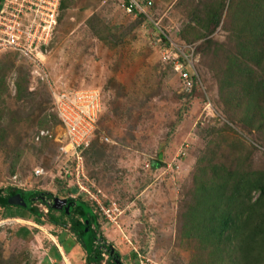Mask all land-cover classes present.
Here are the masks:
<instances>
[{
    "label": "rangeland",
    "instance_id": "374dc122",
    "mask_svg": "<svg viewBox=\"0 0 264 264\" xmlns=\"http://www.w3.org/2000/svg\"><path fill=\"white\" fill-rule=\"evenodd\" d=\"M140 1L151 2L143 19L125 12L118 0H63L44 54L49 85L20 54H0V188L56 197L71 192V198L92 205L100 233L122 264H196V242L183 232L198 168L211 159L264 170V122L258 126L250 98L240 103L242 94L237 97L222 74L227 53L250 39L232 21L237 13L236 26L243 22L246 5L244 0ZM219 2L220 22L214 26L210 15ZM159 29L180 49L178 32L181 39H195V90L187 91L172 69L173 54L164 48ZM254 70L264 84V63ZM55 87H89L102 94L97 135L82 153L80 182L91 193L100 191L104 211L61 171L64 160L53 137L62 138L64 129L53 111L50 88ZM205 94L219 117L200 123ZM41 129L52 138L36 140ZM36 168L42 175H34ZM34 206L41 212L39 203ZM21 215L20 208H0V264H85L79 244L67 241L68 250L62 247L63 240H73L68 231L45 219H16Z\"/></svg>",
    "mask_w": 264,
    "mask_h": 264
},
{
    "label": "trees",
    "instance_id": "16d2710c",
    "mask_svg": "<svg viewBox=\"0 0 264 264\" xmlns=\"http://www.w3.org/2000/svg\"><path fill=\"white\" fill-rule=\"evenodd\" d=\"M244 1L243 22L236 26L239 21L237 13L233 14L232 21L234 29L248 33L250 39L240 42L235 53H227L222 74L231 80L228 86L233 93L237 97L242 94L240 103L246 97L250 98L249 106L255 110L253 114L260 117L258 126H261L264 122V96L260 95L264 93V84L255 77L254 68L264 63V0ZM222 6L219 2L212 7L211 25L218 26ZM62 8L63 0L59 11ZM133 14L143 19L144 14L136 11ZM199 27L206 28L202 25ZM179 34H176V40L184 44L195 43V39H181ZM196 34L199 35L198 32ZM159 35L164 48L170 50L169 39L172 38L167 34ZM198 54L196 46L195 55ZM180 61L192 80L193 91L198 81L185 60L180 58ZM0 85L4 88L3 80ZM17 89L21 92L20 85H17ZM210 160L204 167L198 168L194 177L197 182L193 191L195 201L185 215L183 234L196 242L199 251L194 261H197L196 264H264V170H241L224 163H210ZM38 195L43 198L37 199ZM24 197L27 207L16 202H24ZM51 198L54 197L48 192L0 188V208H20L25 215L16 216L18 218L45 219L49 224L68 231L73 240H63L60 242L62 247L68 250L67 241H71V246L79 244L85 253V264H115L107 251L111 245L106 244L100 233L97 215L90 205L80 199H69V207L55 210L51 207L52 203H47ZM36 203L47 204V213L38 212L34 206ZM114 255L120 258L116 250ZM56 257L59 258L57 253Z\"/></svg>",
    "mask_w": 264,
    "mask_h": 264
},
{
    "label": "built area",
    "instance_id": "2783aa9c",
    "mask_svg": "<svg viewBox=\"0 0 264 264\" xmlns=\"http://www.w3.org/2000/svg\"><path fill=\"white\" fill-rule=\"evenodd\" d=\"M60 2L61 0H0V54L7 51L20 54L41 78L45 77V82L48 85L51 81L45 73L44 54L47 53V45L51 42L58 23ZM118 2L119 7L127 13L136 11L145 15L151 6L150 1L118 0ZM171 30L169 29L167 32L170 33ZM159 31L162 34H167L163 30L159 29ZM177 31L175 29V32ZM169 43L171 48L166 51L173 54L169 57V63L181 78L183 87L190 91L193 83L180 58L185 60L192 70V74L199 81L198 74L193 67V60L197 58L195 55L196 45L194 43L184 44L180 49L174 46L176 44L172 39H169ZM50 90L53 111L64 129L62 138L53 137L58 144L60 156H63L64 162L61 166L63 176L76 180V189L88 195L93 201V205H97L96 209L99 207L104 211L105 209L97 197V193L100 191L91 193V190L80 182L81 178L85 177L82 153L89 149L96 138L97 122L103 107L102 94L99 90L89 87L81 89L55 87ZM203 99L204 105L199 115V122L217 119L219 116L206 94ZM43 138H52V135L48 130L41 129L36 134V140ZM100 139L109 142L107 137ZM34 175H42V170L36 168ZM69 193V197H60L59 199H74V197L71 198L72 193ZM53 200H48L47 203L51 204ZM46 206L47 204L39 203L40 210L44 214L48 211ZM90 207L93 208L92 205Z\"/></svg>",
    "mask_w": 264,
    "mask_h": 264
},
{
    "label": "water",
    "instance_id": "95a60500",
    "mask_svg": "<svg viewBox=\"0 0 264 264\" xmlns=\"http://www.w3.org/2000/svg\"><path fill=\"white\" fill-rule=\"evenodd\" d=\"M37 198H42V197L40 195H38ZM25 200H26V198L24 197V199H23L24 202L20 203L19 200L16 202L18 204H21L24 207H27ZM64 205H65V207H69V203H67L66 200H61L59 198H55L51 204V207L55 210H60ZM107 251L109 252L110 256L113 257L115 264H122L120 258L114 255V249L112 247H110Z\"/></svg>",
    "mask_w": 264,
    "mask_h": 264
},
{
    "label": "flooded vegetation",
    "instance_id": "af4514ba",
    "mask_svg": "<svg viewBox=\"0 0 264 264\" xmlns=\"http://www.w3.org/2000/svg\"><path fill=\"white\" fill-rule=\"evenodd\" d=\"M40 196H41V195H40ZM42 198H43V197H42ZM54 198H56V196H54ZM58 198H60V197H58ZM37 199H38V198H37ZM44 199H45V198H44ZM44 199H43V200H44ZM51 200H53V198H51ZM61 200H64V198H61ZM65 200H66V202L68 203L69 199L66 198ZM63 207H65V205H64Z\"/></svg>",
    "mask_w": 264,
    "mask_h": 264
},
{
    "label": "crops",
    "instance_id": "0c3cea01",
    "mask_svg": "<svg viewBox=\"0 0 264 264\" xmlns=\"http://www.w3.org/2000/svg\"><path fill=\"white\" fill-rule=\"evenodd\" d=\"M16 219H19V218H16ZM72 248H73V247H72ZM72 248H71V249H72ZM83 263H84V262H83Z\"/></svg>",
    "mask_w": 264,
    "mask_h": 264
}]
</instances>
